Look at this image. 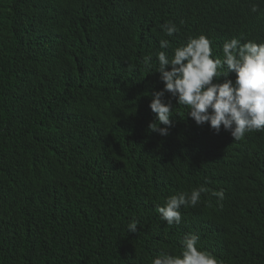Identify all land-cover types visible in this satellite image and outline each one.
I'll use <instances>...</instances> for the list:
<instances>
[{
  "label": "trees",
  "instance_id": "trees-1",
  "mask_svg": "<svg viewBox=\"0 0 264 264\" xmlns=\"http://www.w3.org/2000/svg\"><path fill=\"white\" fill-rule=\"evenodd\" d=\"M199 35L218 56L261 42L264 0H0V264H151L189 233L219 264H264V132L197 126L170 93L169 135L149 129L155 54ZM202 184L167 226L157 208Z\"/></svg>",
  "mask_w": 264,
  "mask_h": 264
},
{
  "label": "clouds",
  "instance_id": "clouds-1",
  "mask_svg": "<svg viewBox=\"0 0 264 264\" xmlns=\"http://www.w3.org/2000/svg\"><path fill=\"white\" fill-rule=\"evenodd\" d=\"M257 10L253 6L252 11ZM161 27L168 37L180 31L171 21ZM241 41L240 37L225 41L222 56L214 54L213 41L205 35L189 37L186 44L174 48L171 57L166 51H158L156 71L161 74L164 88L152 94L150 108L157 114V121L150 123L149 129L161 136L169 135L173 105L165 102L164 97L170 93L178 105L188 109L187 117L197 126L207 123L217 134L223 129L235 141L243 140L247 133L264 132V37L259 43ZM171 47L169 40L160 41L161 49ZM151 61V56L144 58L149 66ZM230 72L236 74L235 81L227 79L221 83V77ZM208 193L209 188L202 184L190 192L169 196L164 205L157 208L160 219L169 227L180 225L181 207H196L202 195ZM211 195L220 201L225 198L223 190L212 191ZM138 225L139 221L133 218L127 224L128 232H137ZM198 244V235L186 234L179 255L163 251L152 258L151 264H219L216 256L200 250Z\"/></svg>",
  "mask_w": 264,
  "mask_h": 264
}]
</instances>
